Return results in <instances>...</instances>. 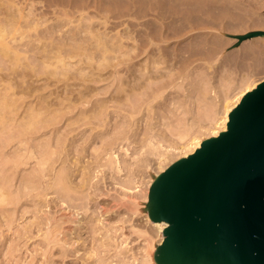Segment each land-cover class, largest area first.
<instances>
[{
	"label": "rangeland",
	"instance_id": "374dc122",
	"mask_svg": "<svg viewBox=\"0 0 264 264\" xmlns=\"http://www.w3.org/2000/svg\"><path fill=\"white\" fill-rule=\"evenodd\" d=\"M126 1L0 0V264H145L151 175L264 78V54L241 53L264 36L234 37L264 27L177 36L169 0ZM198 36L226 44L186 45ZM63 173L74 188L57 192Z\"/></svg>",
	"mask_w": 264,
	"mask_h": 264
},
{
	"label": "water",
	"instance_id": "95a60500",
	"mask_svg": "<svg viewBox=\"0 0 264 264\" xmlns=\"http://www.w3.org/2000/svg\"><path fill=\"white\" fill-rule=\"evenodd\" d=\"M257 36L264 33L253 30L234 37L241 42ZM233 111L239 116L234 133L230 121ZM229 122L231 135L226 136L224 130L220 139V133L204 139L151 183L149 216L168 224L155 252L158 264H264V247L258 248L254 256L237 253L220 227L226 223L234 174L250 168L264 175V78L243 94L229 112L227 127Z\"/></svg>",
	"mask_w": 264,
	"mask_h": 264
},
{
	"label": "bare ground",
	"instance_id": "6f19581e",
	"mask_svg": "<svg viewBox=\"0 0 264 264\" xmlns=\"http://www.w3.org/2000/svg\"><path fill=\"white\" fill-rule=\"evenodd\" d=\"M243 1H241V0H169V3H170V5H169L170 6L169 7L170 8L169 13H170V16H171V20L170 21H171V24L173 25V27H172L173 33H177V36H178V34L179 33L182 34L183 31H188V30L190 31V29H192V30L194 28H198L199 29L201 27H204V28L205 27H214V28L216 27L217 29H220V30H225V29L228 30V29H235V28H237V29H239V28L245 29L247 27H264V17L257 19V18H252L248 14L249 9H251L253 6L260 5L262 0H243ZM103 2H104V0H103ZM142 2H141V4H142ZM151 2H153V1H151ZM247 2L251 3V4H249L251 7L248 6ZM91 4H93V3H91ZM241 4L245 5V8H243V6ZM95 6H97V5H95ZM135 6H136V4H135ZM166 7H167V5H166ZM100 8H102V7H100ZM133 12H135V11H133ZM93 23H94V21H93ZM169 27H171V26H169ZM183 33H185V32H183ZM181 34H179V35H181ZM88 35H90V34H88ZM88 38H90V37L88 36ZM92 39L94 40V38H92ZM164 39H165V37H164ZM224 44H226V43H224L222 40H220L218 38L210 40V39L200 38V37H199V39L197 38L196 41H192V42L186 43V45H198V46H201V45L202 46L203 45H219L220 46V45H224ZM110 47H111V45H110ZM247 47L248 48L244 49L243 51L241 50L242 51L241 53L243 54V57H245V59H246V57L248 58L249 54H256L257 55L256 58L259 59V61H261V63H262L263 58L261 56L264 54V41H252ZM103 48H105V47H103ZM3 50H4V52H6V48H3ZM98 50H99V48H98ZM106 50H105V52H106ZM211 51H213V50H211ZM57 58H58V60L60 59L59 56L56 57V60H57ZM158 58H160L158 60L161 61V56L158 57ZM61 59H62V57H61ZM156 61L157 60L155 59L153 62L155 64H158V63H156ZM58 62H63V61L59 60L56 63H58ZM231 62H234V61L231 60ZM244 84L245 85H244L243 88H241L237 92H235L234 95L229 100H226L225 103L222 105V111H221L222 115L220 116V120H217L218 118L217 119H213V120L211 119V121L204 128V130L206 131V134L209 137L216 136L221 131L226 130L229 112L240 101V99L243 96V94L246 91H248V90L252 89L253 87H255L257 82H251V83L247 84V81H246ZM30 124L31 123H28V126H30ZM31 126H33V125H31ZM213 133H216V135H213ZM177 134H178V132H177ZM178 135H179L180 139H182L184 136H186L185 133L184 134H180L179 133ZM204 139H206V138L197 137L194 134V135H191L189 137V140H186L184 143L177 144V147H179V149H180V156L179 157L180 158L181 157H185V156L189 155L190 153H192L196 148H198L200 146L201 141H203ZM148 144L151 146L150 147V151H149L150 154L156 155L158 157L163 155L162 152H159V151L156 150L159 145H156L155 142H153V138H149L148 139ZM124 150L127 151V149H125V148H124ZM112 155H113L112 156L113 157L112 160L114 161V164H115L114 168H115L116 171H120L121 170V164H120V160L118 158V155L115 152H112ZM162 171H163V167L162 166H160V167L158 166L157 172L151 175V177H150V179L148 181V184H147V189H148L147 190V192H148L147 194H149V188H150L151 183L156 179V177ZM70 182L71 181L69 180V175H67V173H63V176H60V178L58 180V183H57L58 186L56 187V191L57 192H59V191L63 192V190L64 191L72 190L74 187L71 188ZM84 185H85V182H81L78 185V188H82ZM121 188L126 193H133L135 191L133 189H129V188H126V187H121ZM147 199H148V196H147ZM140 208L144 211L145 223L152 228V230L155 233V236H158V238H157L158 241L156 242V240H154L151 236L149 237V235H148V239H147V242H146V245L148 246V250L146 251L143 260L145 261V264H158L156 259H155V252L157 250V247H159L161 245V243H162V241L164 239L163 228L168 226V224L165 221L152 220L150 218V216H149V211L146 210L144 205H143V207L140 206Z\"/></svg>",
	"mask_w": 264,
	"mask_h": 264
},
{
	"label": "snow or ice",
	"instance_id": "6c2138e0",
	"mask_svg": "<svg viewBox=\"0 0 264 264\" xmlns=\"http://www.w3.org/2000/svg\"><path fill=\"white\" fill-rule=\"evenodd\" d=\"M261 31L264 33V29ZM230 121L234 133L239 124V116L234 111ZM229 125L230 122L222 132L226 136L232 134ZM258 201L261 206L259 213ZM225 214L226 223H222L220 227L222 231H226L232 249L237 253L256 255L258 248L264 247V175L257 174L250 168L238 170L231 182Z\"/></svg>",
	"mask_w": 264,
	"mask_h": 264
}]
</instances>
